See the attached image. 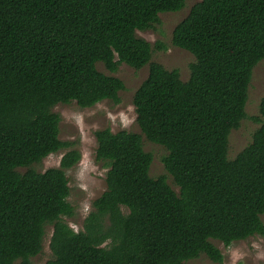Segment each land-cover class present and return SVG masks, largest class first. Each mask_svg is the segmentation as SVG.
<instances>
[{"label": "trees", "instance_id": "1", "mask_svg": "<svg viewBox=\"0 0 264 264\" xmlns=\"http://www.w3.org/2000/svg\"><path fill=\"white\" fill-rule=\"evenodd\" d=\"M187 1L0 0V264H34L48 227L46 264H187L201 255L222 263L212 240L229 247L264 236V97L252 142L228 157L264 60V0L196 3L172 36L195 58L183 81L152 61V44L137 32ZM123 64L149 66L133 97L136 123L167 150L163 163L179 193L167 177L150 176L153 157L140 134L98 130L106 190L76 232L66 220L75 216L67 174L82 154L60 139L53 109L119 104L126 87L113 74ZM63 150L59 167L34 168Z\"/></svg>", "mask_w": 264, "mask_h": 264}, {"label": "rangeland", "instance_id": "2", "mask_svg": "<svg viewBox=\"0 0 264 264\" xmlns=\"http://www.w3.org/2000/svg\"><path fill=\"white\" fill-rule=\"evenodd\" d=\"M201 0H188L186 7L176 13L161 14L160 22L154 28L147 31H138L139 37L152 44L154 48L152 61L163 65L168 70H179L181 79L187 81L190 77V66L195 62L194 56L172 43L173 31L184 20L191 8ZM164 46L165 49H157L155 46ZM100 72L112 75L106 67L99 63ZM149 74V66L141 70H135L128 65H121L114 76L120 78L125 84V90L120 92V103L103 101L93 108L82 109L76 102L59 104L53 111L61 116L60 139L74 142V148L82 154L81 162L74 169L68 171L71 195L69 202L75 208L73 219H66L70 226L77 232L82 229L83 221L91 210V204L106 190V170L95 161L97 142L95 132L110 128L113 132L127 130L140 134L144 151L150 153L153 161L150 168V176L159 178L167 177L169 185L179 193L172 176L166 171L163 159L167 156V150L146 139L136 123L133 97L135 92L146 80ZM264 97V60L253 70L252 81L249 87L248 102L246 105L247 118L241 126L232 131L229 137L228 157L233 160L253 140L255 132L260 128L262 119L260 116V103ZM72 149V148H71ZM68 150L48 156L41 164L34 168L39 172H45L60 165L61 158ZM24 171V170H22ZM264 222V216L262 217ZM53 228L48 227L44 241L43 251L32 258L34 264H46L53 259L50 249V239ZM212 243L221 250L224 255L222 263L211 261L206 255L187 262V264H264V236L256 235L245 241H240L226 247L219 241Z\"/></svg>", "mask_w": 264, "mask_h": 264}]
</instances>
